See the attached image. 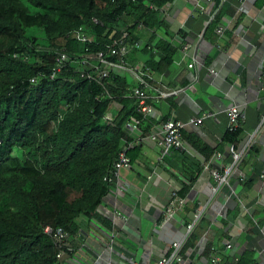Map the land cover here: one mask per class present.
<instances>
[{
	"label": "trees",
	"instance_id": "16d2710c",
	"mask_svg": "<svg viewBox=\"0 0 264 264\" xmlns=\"http://www.w3.org/2000/svg\"><path fill=\"white\" fill-rule=\"evenodd\" d=\"M174 1L0 0V264H60L45 226L67 232L72 247L84 219L110 227L97 212L110 190L104 177L123 148L131 145L126 151L131 162L138 157L135 136L126 125L137 121L144 138L153 121L136 112L128 76L98 80L92 70L81 76L82 66L71 64L51 79L53 57L57 51L77 57L108 55L112 38L125 31L132 46L140 39L141 26L152 34L125 62L134 65L141 57L150 73H162L177 53L176 42L160 35L171 36L161 9ZM228 5L214 0L217 12L204 37L215 35ZM80 27L90 43L72 38ZM109 61L118 59L109 55ZM31 78L36 82L30 83ZM241 133L240 128L226 131L223 142L236 147ZM191 144L210 159L211 150L198 140ZM187 193L184 187L179 195L186 198ZM198 239L193 231L181 253L194 249ZM211 249L208 243L206 258ZM227 256L221 255L220 264Z\"/></svg>",
	"mask_w": 264,
	"mask_h": 264
},
{
	"label": "crops",
	"instance_id": "0c3cea01",
	"mask_svg": "<svg viewBox=\"0 0 264 264\" xmlns=\"http://www.w3.org/2000/svg\"><path fill=\"white\" fill-rule=\"evenodd\" d=\"M227 3L219 23L226 31L220 38L216 32L203 36L207 21L217 12L213 4L199 2L203 11L196 7L195 0H175L165 6L168 14L162 18L167 20L171 36L160 35L176 42L177 53L164 72H151L150 120L156 124L170 117L183 122L207 114L210 117L201 125H187L183 130L185 151L171 152L161 160L158 147L147 136L134 142L139 148L138 157L130 169L120 172L119 186L111 184L97 208L110 227L96 220H79L85 224L72 238L73 251L64 254L60 264H129L130 257L139 264H154L169 254L172 242L184 236L185 226L193 221L197 209L203 210L194 229L199 239L194 249L182 254L181 264H209L204 256L208 243L218 254H228L224 264H237L243 256H248L244 264H264V132L254 134L264 113V0ZM137 32L140 39L136 43L141 49L152 31L138 26ZM140 49L133 48L130 54ZM137 65L146 67L141 57L130 66ZM123 75L130 78L134 88L133 76ZM163 89L181 91L158 99L156 94ZM232 105L238 106L243 115L235 150L251 137L253 144L229 185L213 194L211 171L231 164L223 135L225 111ZM193 139L212 151L209 160L192 147ZM218 153L221 158L215 156ZM184 187H188V193L183 209L164 223L162 212L172 188L180 192ZM227 244L230 249H226Z\"/></svg>",
	"mask_w": 264,
	"mask_h": 264
},
{
	"label": "built area",
	"instance_id": "2783aa9c",
	"mask_svg": "<svg viewBox=\"0 0 264 264\" xmlns=\"http://www.w3.org/2000/svg\"><path fill=\"white\" fill-rule=\"evenodd\" d=\"M197 1L196 7L203 11L201 5H198L199 2L206 3L207 5L214 4V0H195ZM227 0H220L221 4H224ZM242 2V0H239ZM241 4V3H240ZM153 8V5L149 6ZM166 7L161 9V14L164 15ZM242 8V7H241ZM213 17H211L206 25L212 21ZM95 24H98L96 19H93ZM226 27L223 25H219L216 29V35L220 38L225 33ZM115 35V31L112 32L110 38ZM128 37V33L123 31L119 37L115 39L112 38L111 45L107 47L108 55H105L101 52L98 53H87L85 56H75L69 55L63 51H57L55 56L53 57V68L51 69L50 77L54 79L56 76L60 75L62 70L65 67H68L71 64H79L82 66L83 70L80 71L81 76L92 70L95 77L98 80H102L107 78L110 74H124L130 73L136 85L132 91V98L136 100V112L142 116L143 119H149L153 115V108L149 103V94L148 89L150 88L149 82L152 81L151 73L148 69L144 68L141 65L130 66L125 62V57L130 54L133 48L140 49L141 44L138 42L131 47L126 42ZM202 38V35H200ZM72 38L77 42L81 43H90L92 38L87 36L83 31V28L80 27L72 33ZM109 55L113 58H117L118 62L113 63L109 61ZM196 57H193V62L196 63ZM193 64H189L188 68H192ZM211 74H215L214 70H210ZM261 79L264 80V72L261 73ZM36 78H31L30 83H35ZM181 90L174 89H163L159 90L156 94L158 99H165L168 97L176 96ZM264 101V97L262 98ZM227 124L226 131H233L240 127L241 119L243 115L238 106L232 105L228 107L225 111ZM210 115L207 114L202 117H193L186 122L178 120L174 117H170L164 122L156 123L153 125L151 132L147 135V138L153 142L159 149V157L160 160L169 155L172 151H185L186 144L183 141V130L187 125L198 126L201 125L202 122L209 118ZM127 130L133 136H135V143L137 144L141 138V131L138 127V122L129 123L126 125ZM264 132V113L262 114L259 124L254 132V134ZM253 144L252 137L249 138L247 143L240 149L235 150L233 145L229 146V154L231 155V164L226 167H222L220 169H214L211 171V177L214 181V186L211 187V191L215 194L220 188L229 185V180L233 174V172L237 169V167L242 162L245 154L248 152L249 148ZM132 145H135L134 143ZM131 146V145H130ZM123 148V150L119 153L116 161L114 162L111 170L108 175L104 177V181L108 184H116L119 186V177L120 172L122 170H128L131 168L130 158L127 156L126 151L129 147ZM218 158H221V154L215 155ZM208 165H206V168ZM186 202L185 197H181L179 195V191L177 189H173L170 192L169 200L162 212V220L163 222H168L172 220L184 207ZM203 215L202 209H197L193 216V221L185 226V234L184 236L178 240L174 241L171 244V250L169 254L159 258L154 264H181L183 262V255L181 253L188 237L192 234L197 224L201 220ZM44 234H46L54 243V245L58 249L57 259L60 260L62 256L66 253L72 252L73 248L71 245V240L67 232H65L61 228H54L52 226H45ZM230 244H227L226 249H230ZM214 250V249H213ZM211 251L208 253L207 261L209 264H220L221 263V254L217 252ZM129 264H139L133 257L129 258Z\"/></svg>",
	"mask_w": 264,
	"mask_h": 264
},
{
	"label": "rangeland",
	"instance_id": "374dc122",
	"mask_svg": "<svg viewBox=\"0 0 264 264\" xmlns=\"http://www.w3.org/2000/svg\"><path fill=\"white\" fill-rule=\"evenodd\" d=\"M147 36H149V34L147 33Z\"/></svg>",
	"mask_w": 264,
	"mask_h": 264
}]
</instances>
